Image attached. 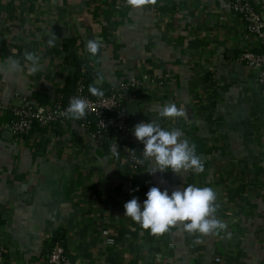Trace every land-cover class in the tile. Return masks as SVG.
I'll use <instances>...</instances> for the list:
<instances>
[{"label":"crops","instance_id":"0c3cea01","mask_svg":"<svg viewBox=\"0 0 264 264\" xmlns=\"http://www.w3.org/2000/svg\"><path fill=\"white\" fill-rule=\"evenodd\" d=\"M253 4L264 19V0ZM92 38L100 41L95 56L85 48ZM66 40L75 41L96 74L90 84L104 94L140 81L127 103L138 106L133 126L156 120L179 130L204 171L152 173L139 141L136 171L113 139L95 143L76 120L14 136L10 108L27 101L49 109L73 77ZM252 43L225 0L141 8L126 0H0V264H46L56 231L76 264H264V91L239 60L243 49H256ZM26 51L39 56V71ZM166 102L184 116L160 118ZM189 184L215 191L226 231L190 235L177 225L153 235L124 216V203H142L150 187L171 195Z\"/></svg>","mask_w":264,"mask_h":264},{"label":"clouds","instance_id":"9594fccd","mask_svg":"<svg viewBox=\"0 0 264 264\" xmlns=\"http://www.w3.org/2000/svg\"><path fill=\"white\" fill-rule=\"evenodd\" d=\"M157 0H126V5L132 8H141L144 5L156 4ZM56 36L52 33L47 41L49 47L55 46ZM100 47V41L96 38L85 42L87 52L95 56ZM24 59L29 63L33 73L40 70L39 56L26 51ZM10 68L15 71L17 65L10 62ZM88 91L96 97H103L104 92L93 85H89ZM88 102L80 97L73 96L64 112L60 113L71 120L83 119L87 115ZM160 118H179L184 116L182 108L175 103L166 102L158 109ZM132 135L144 145L142 154L144 158L151 159L155 167L150 172L157 170L163 172L170 169L180 175L194 170L197 174L204 171L203 163L196 154V145L190 144L188 139H181V132L175 128L166 130L153 120L140 122L131 129ZM118 146V145H117ZM113 154L118 155L116 148ZM146 199L140 203L138 198L133 197L124 203V216L130 217L139 223L143 229L150 230L153 235H160L169 228L179 225L181 231H187L190 235L199 233L210 235L215 231H226L227 224L215 216L218 205L216 193L209 187H197L189 184L186 188L172 191L169 195L167 190L161 191L153 186L146 192ZM232 233L226 232L224 239H231ZM195 239L193 243H199Z\"/></svg>","mask_w":264,"mask_h":264},{"label":"built area","instance_id":"2783aa9c","mask_svg":"<svg viewBox=\"0 0 264 264\" xmlns=\"http://www.w3.org/2000/svg\"><path fill=\"white\" fill-rule=\"evenodd\" d=\"M225 1L232 15L241 20L246 34L257 46L256 49H243L239 60L250 71L254 84L264 91V19L255 9L253 0ZM85 73V68H80L73 91L69 95L58 93L53 106L49 109L37 108L27 101L19 106L11 107L9 124L11 133L14 136L23 137L28 135L34 126L48 129L56 124L71 121L60 113L65 111L70 98L77 96L85 99L89 105L86 110L87 115L83 119L76 120L79 126L97 144H102L107 138L113 139L125 153L132 167L136 171L141 170L143 163L138 151L137 140L132 135V119L127 110L129 92L140 87L141 82L132 79L121 83L108 95L93 98L87 92ZM144 184L150 186V179H145ZM107 243L112 244V240L108 239ZM46 264L76 263H72L64 247L56 245L46 256Z\"/></svg>","mask_w":264,"mask_h":264},{"label":"trees","instance_id":"16d2710c","mask_svg":"<svg viewBox=\"0 0 264 264\" xmlns=\"http://www.w3.org/2000/svg\"><path fill=\"white\" fill-rule=\"evenodd\" d=\"M74 49H75V41L74 40H66L64 42L63 47H62V51H65L67 53L68 59L70 60L71 65L74 67L73 77L67 81V83L64 87V91H62L63 94H65V95H68L71 91V90L67 91L68 86L70 89L74 88L77 77L79 75L80 68L83 67L86 70L84 78H85V85L87 88V92H88V86L92 82L93 78L96 76V74L93 72V70L87 65L85 59H82L76 55ZM109 93L104 94V95H108ZM132 126H133V122H132ZM64 242H65L64 235L59 231L54 232V234L51 237V240H50V243L48 246V252L46 255H48V253L51 251V249L54 248L56 245H61L66 250V246H65ZM70 260L72 261V263L74 262L73 259L70 258Z\"/></svg>","mask_w":264,"mask_h":264},{"label":"water","instance_id":"95a60500","mask_svg":"<svg viewBox=\"0 0 264 264\" xmlns=\"http://www.w3.org/2000/svg\"><path fill=\"white\" fill-rule=\"evenodd\" d=\"M82 41L84 42V38H82ZM127 110L130 114H135L134 117H136L138 114V106L136 104L127 106Z\"/></svg>","mask_w":264,"mask_h":264}]
</instances>
